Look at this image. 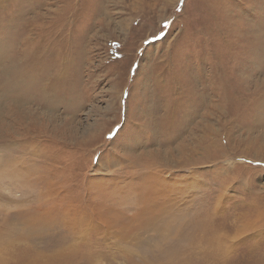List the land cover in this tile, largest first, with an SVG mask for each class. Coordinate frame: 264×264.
I'll use <instances>...</instances> for the list:
<instances>
[{
	"label": "rangeland",
	"instance_id": "374dc122",
	"mask_svg": "<svg viewBox=\"0 0 264 264\" xmlns=\"http://www.w3.org/2000/svg\"><path fill=\"white\" fill-rule=\"evenodd\" d=\"M0 264H264V0H0Z\"/></svg>",
	"mask_w": 264,
	"mask_h": 264
},
{
	"label": "bare ground",
	"instance_id": "6f19581e",
	"mask_svg": "<svg viewBox=\"0 0 264 264\" xmlns=\"http://www.w3.org/2000/svg\"><path fill=\"white\" fill-rule=\"evenodd\" d=\"M137 186H139V185H137ZM143 186H144V185H142L141 188H142ZM130 188H131V187H130ZM166 188H167V187H166ZM130 191H131V190H130ZM149 192H153V193H150L151 195H150V197H149V200L147 199L148 202H146V200L144 199V197L141 196V201H140V202H141L142 204L145 203V208L143 209V211H145V212L148 211V208H149L150 205H152V203L155 204V202H152V200L155 201V200L158 198V197H157V196H158V193L155 192V189H154V188L151 189V190H148V193H149ZM148 193H147V194H148ZM159 195H160V194H159ZM147 197H148V196H147ZM137 198H138V197H137ZM136 201H137V200H136ZM138 202H139V201H138ZM140 202H139V203H140ZM152 212H153V211H152ZM142 213H143V212H142Z\"/></svg>",
	"mask_w": 264,
	"mask_h": 264
}]
</instances>
